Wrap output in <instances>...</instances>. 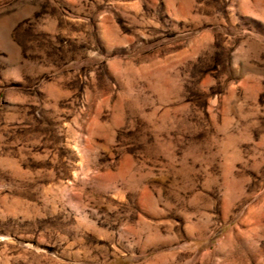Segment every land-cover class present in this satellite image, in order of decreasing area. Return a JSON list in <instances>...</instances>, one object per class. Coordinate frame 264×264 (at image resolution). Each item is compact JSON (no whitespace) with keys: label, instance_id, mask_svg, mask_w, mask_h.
<instances>
[{"label":"rangeland","instance_id":"obj_1","mask_svg":"<svg viewBox=\"0 0 264 264\" xmlns=\"http://www.w3.org/2000/svg\"><path fill=\"white\" fill-rule=\"evenodd\" d=\"M0 264H264V0H0Z\"/></svg>","mask_w":264,"mask_h":264}]
</instances>
